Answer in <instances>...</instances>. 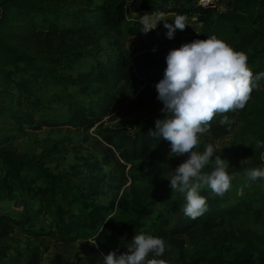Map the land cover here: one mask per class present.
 <instances>
[{"label":"trees","instance_id":"obj_1","mask_svg":"<svg viewBox=\"0 0 264 264\" xmlns=\"http://www.w3.org/2000/svg\"><path fill=\"white\" fill-rule=\"evenodd\" d=\"M160 2L176 3L171 11L186 18L196 16L205 25L216 18L225 31L216 34L203 26L198 33L174 39L171 48L157 44L132 59L131 54L122 50V39L142 32V25L134 23L122 30L126 0H0V95L5 99L0 110L8 111L16 124L36 128L48 117L62 115L49 121L86 127L110 113L116 103L122 104L118 112L124 117L143 113L141 119L121 120L108 134H103L112 156L118 155L117 165L112 173L91 176L89 184L94 183V187L90 195L85 194L84 186L72 184L69 172L54 173L44 160L17 152L8 143V135L0 130V194L19 189L25 197H39L38 207L25 205L27 223L44 209L53 217L48 233L68 236L82 228H95L97 222L105 220L113 203H99L91 197L99 195L102 187L126 181L128 176L133 186L121 200L118 210L122 229L112 247L118 254L127 251L128 243L141 233L176 243L187 237L200 239L207 230L223 224L227 218H237L239 213L264 219V195L251 190L237 176L223 197L213 196L210 189H201L208 210L196 219L185 216V195L172 194L170 181L155 165L160 151L170 144L149 133L155 130V121L164 115L155 85L164 76L166 56L171 49L215 35L236 51L244 52L254 74L264 71V0H233L231 10L217 15L218 1L216 6H202L197 0H133L130 11L147 12ZM130 88L137 95L124 103L120 95ZM226 115L232 121L230 126L221 125L223 116L217 115L199 151L208 143L216 148L215 141L232 134L239 123H243V135H257L255 144L264 141V87L253 90L244 109ZM117 118L113 114L112 119ZM56 147L54 142L44 150L49 152ZM263 151L264 147H253L250 163H262ZM120 159L132 165L128 176L124 170L119 172V166L125 169ZM228 172L236 174L235 169ZM240 188L242 194L238 193ZM163 199L169 200L170 206H163ZM173 213L180 214L178 220ZM3 217L0 213V262L11 249L4 242L11 229ZM240 236L243 245L228 255L207 250L181 255L177 262L164 264H264V233L246 229ZM98 240L102 242L101 237ZM153 256L150 254L149 258ZM31 264H37L35 259Z\"/></svg>","mask_w":264,"mask_h":264},{"label":"rangeland","instance_id":"obj_2","mask_svg":"<svg viewBox=\"0 0 264 264\" xmlns=\"http://www.w3.org/2000/svg\"><path fill=\"white\" fill-rule=\"evenodd\" d=\"M132 1L126 0L122 17V30H126L131 24L139 23V17L145 13L151 14L154 11H163L166 13L169 23H173V19L177 16L175 11H171L172 8L177 7L174 2H160L150 11L134 13L130 11ZM217 1L215 15L232 9L230 2L233 0ZM187 23L185 30L177 29L172 39H169L166 35L168 30L164 27V21H161V26L158 24L156 29L147 34L139 32L135 35H125L122 39V50L126 54H131L133 59L157 44L171 48L174 39L186 34L198 33L203 26L216 34L225 31L223 24L216 18H212L205 25L196 16H193L187 18ZM263 87L264 80H261L258 90ZM136 95V91L130 88L124 90L123 95L121 94L120 97L124 98L123 102L125 103L134 99ZM4 103L5 99L0 95V106H3ZM121 107L122 104L116 103L110 113L103 115L101 119L90 123L86 127H77L63 122L51 123L49 121L50 118L58 119L62 117V115H58L48 117L44 124L32 128L16 124L8 111L0 110V130L8 135V143L17 152L26 154L28 157L44 160L45 164L52 167L54 173L58 170L69 172V179L72 184L74 186H84L85 194L90 195L93 194L91 188L94 187V183L89 184L91 176L93 174L112 173L117 165L118 155L112 156V150L109 149L108 143L103 139V134H108L110 132L108 130H111V127L117 122H121V120H138L143 117L142 112L124 117L118 112ZM113 114L118 116L116 120L112 119ZM39 124H41V121H39ZM242 126L243 123H239L232 134L222 136L215 141L216 155H220L221 158L229 162L228 169H235L236 174L232 176L243 179L251 190L264 195V179L252 181L246 176L248 169H264L263 162L259 164L250 163L253 158L254 139L257 138V135L253 133L243 135L242 133L245 130H242ZM240 136L241 139L238 140ZM203 138L204 135L201 136V142ZM233 140H235L234 143H232ZM54 142L57 143L55 150L49 152L44 150L47 145ZM169 153L170 147L160 151L158 159L155 161V165L163 171L165 178L173 176L178 165L189 158V154L170 156ZM120 160L125 164V169L121 165L119 166V172L121 173L124 170L125 175L128 176L132 165L122 159ZM242 160L246 161L241 164ZM88 164L92 166L89 167ZM211 170L212 165L206 166L204 169V171L209 172ZM146 176H144L145 182L148 180ZM166 180L170 181L167 178ZM132 186V178L128 176L126 181L122 179L111 187H102L101 193L91 197V199L99 203H113L112 208L105 213V220L97 222L95 228L91 226L82 228L68 236L48 233L47 229L52 228L53 217L48 213H44V209H41V214H36L35 219L27 223L25 205L28 203L30 208L38 207L39 197H25L19 189H15L10 194L7 192L1 193L0 213L4 215L3 219L11 229L4 242L10 244L11 249L0 264H31L33 259L37 264H104V257L113 250L112 247L117 243V238L122 229V218L118 210L121 200L125 197L126 191L129 188L131 189ZM243 192L241 188L238 190V193L242 194ZM161 202L163 206H170L171 204L167 199H163ZM172 216L175 220H178L180 214L173 213ZM237 216V218H227L223 224L219 223L214 228L207 230L200 239L187 237L176 243L166 240L164 254L156 258L165 262H177L182 257L181 255L185 257L207 250H211L215 254L228 255L243 245L240 234L244 230L251 229L264 233L263 218L252 217L247 213H239ZM28 230H34L37 233L32 234ZM99 237L102 238V242H99ZM89 239L96 240V244L93 245L88 242Z\"/></svg>","mask_w":264,"mask_h":264},{"label":"clouds","instance_id":"obj_3","mask_svg":"<svg viewBox=\"0 0 264 264\" xmlns=\"http://www.w3.org/2000/svg\"><path fill=\"white\" fill-rule=\"evenodd\" d=\"M173 20L174 23H169L163 11L139 17L145 34L164 21L169 39L174 38L177 29L183 31L188 25L184 15H177ZM166 63L164 76L155 85L164 115L155 121V130L149 133L169 142L170 156L189 154L174 170V175L166 178L170 180L172 194L185 195L184 215L196 219L208 210L207 198L200 190L207 188L213 196L223 197L234 178L228 172L229 162L216 155L213 144H205L203 151L198 150L201 136L210 132L211 122L217 115L223 116L221 125L230 126L232 121L226 114L245 108L253 90L264 80V71L254 74L248 66L247 55L215 35L171 49ZM254 147H264V141H258ZM261 158L264 159V153ZM209 165L212 170L204 171ZM246 176L252 181L264 179V169H248ZM88 242L96 244L94 239ZM165 250L163 238L141 233L128 243L127 251L120 254L110 251L104 257V264H164L156 257H161ZM150 254H154L153 258H149Z\"/></svg>","mask_w":264,"mask_h":264},{"label":"built area","instance_id":"obj_4","mask_svg":"<svg viewBox=\"0 0 264 264\" xmlns=\"http://www.w3.org/2000/svg\"><path fill=\"white\" fill-rule=\"evenodd\" d=\"M197 2L202 6H216L217 0H197ZM262 162L264 163V159H262Z\"/></svg>","mask_w":264,"mask_h":264}]
</instances>
